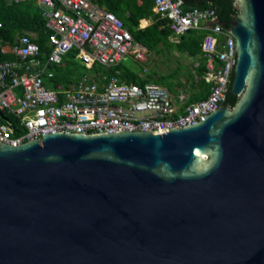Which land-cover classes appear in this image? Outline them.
I'll use <instances>...</instances> for the list:
<instances>
[{"label":"water","instance_id":"water-1","mask_svg":"<svg viewBox=\"0 0 264 264\" xmlns=\"http://www.w3.org/2000/svg\"><path fill=\"white\" fill-rule=\"evenodd\" d=\"M233 6L202 120L0 142V264H264V0Z\"/></svg>","mask_w":264,"mask_h":264},{"label":"built area","instance_id":"built-area-1","mask_svg":"<svg viewBox=\"0 0 264 264\" xmlns=\"http://www.w3.org/2000/svg\"><path fill=\"white\" fill-rule=\"evenodd\" d=\"M33 1L45 21L49 51L41 61L38 45L29 35L10 43L0 37V53L13 57L0 60V111L10 117L0 116V142L15 146L53 132L160 133L163 128L202 120L225 99L236 59L235 43L219 24L212 5L184 7L183 0L152 3L154 14L165 20L174 42L189 30L205 31L200 53L209 91L188 102L185 95L174 98L164 86L148 80L145 67L134 71L142 79L139 82L120 78L118 65L142 62L149 52L133 40L113 13L92 0ZM72 49L85 72L73 82L51 81L49 66L58 65ZM101 68L114 72L108 74Z\"/></svg>","mask_w":264,"mask_h":264},{"label":"trees","instance_id":"trees-1","mask_svg":"<svg viewBox=\"0 0 264 264\" xmlns=\"http://www.w3.org/2000/svg\"><path fill=\"white\" fill-rule=\"evenodd\" d=\"M105 10L113 13L119 18L129 30L133 40L144 45L148 50L152 51L158 46L163 48H174L177 51L185 52L190 58L191 69H185L182 82L178 78V69L172 72L155 76L147 73V79L158 81L164 86L171 95H177L179 91H187L185 85L191 90L188 92V102L196 101L207 95L209 84L203 79L205 73L204 59L200 53V42L205 34L204 30H189L181 35L177 43L168 40L171 34L165 20L158 18L152 11L153 0H92ZM184 7H205L212 5L217 14V20L223 29L227 28L231 16L236 13L233 6L234 0H183ZM150 17L153 22L147 26L139 27V21L143 18ZM142 24L144 22H141ZM47 29L45 21L33 0L25 2H13L11 0H0V37L7 43L12 42L18 36L32 33V40L38 45L40 54L39 59L43 61L46 53L49 51L47 45ZM75 49L68 51L58 65H50L53 71L51 81L73 82L77 80L84 72L85 68L81 66L75 59ZM12 55L0 53V60H10ZM96 69V66H94ZM120 78L128 81H141L137 74H134L118 65ZM102 72L112 74L114 69L101 68ZM232 79V73H231ZM229 94L226 93L225 98ZM1 118L9 116L0 111ZM15 131H19L15 127Z\"/></svg>","mask_w":264,"mask_h":264},{"label":"rangeland","instance_id":"rangeland-1","mask_svg":"<svg viewBox=\"0 0 264 264\" xmlns=\"http://www.w3.org/2000/svg\"><path fill=\"white\" fill-rule=\"evenodd\" d=\"M29 34L33 36L32 33ZM190 61L191 58L186 53L172 48L167 49L162 47V49H160V47H157L150 52V54L145 58L144 61H142V63H140V65H136V68L139 69L140 66L145 67L149 73L159 76L172 72L179 67L177 73L178 78L184 82L185 77H183V72L185 69H191ZM152 82L160 85L158 81ZM185 88L187 91L179 92H182V94H188L191 88H189L187 85H185Z\"/></svg>","mask_w":264,"mask_h":264},{"label":"crops","instance_id":"crops-1","mask_svg":"<svg viewBox=\"0 0 264 264\" xmlns=\"http://www.w3.org/2000/svg\"><path fill=\"white\" fill-rule=\"evenodd\" d=\"M152 9V8H151ZM153 11V10H152ZM154 13V12H153ZM141 22H144L143 24L141 23ZM153 22V20L150 18V17H148V18H143V19H141L140 21H139V27H144V26H147V25H149V24H151ZM168 40L169 41H171V42H173V43H177V42H174L173 41V38L171 37V34L168 36ZM135 41V40H134ZM136 43H138L139 45H142V44H140L139 42H137L136 41ZM144 46V45H143ZM145 47V46H144ZM158 47H160V49H162V47L161 46H158ZM146 48V47H145ZM147 49V48H146ZM167 49H171V48H167ZM172 49H174V48H172ZM148 50V49H147ZM148 52H149V54H150V50H148ZM183 53H185V52H183ZM140 63H142V62H129L128 61V63L126 64V65H123V67L124 68H126L127 70H129L130 72H132V73H134V74H137V73H135L134 71H136V72H138V70L139 69H137L136 68V65L138 66V65H140ZM142 66H140L139 68H141ZM130 68H132V69H130ZM132 70V71H131ZM147 73H148V71H147ZM181 80V79H180ZM179 94H182V92H178ZM179 94H177V95H171L172 97H174V98H176ZM183 95H185L186 97H187V101H188V94H183Z\"/></svg>","mask_w":264,"mask_h":264},{"label":"bare ground","instance_id":"bare-ground-1","mask_svg":"<svg viewBox=\"0 0 264 264\" xmlns=\"http://www.w3.org/2000/svg\"><path fill=\"white\" fill-rule=\"evenodd\" d=\"M27 35H29V37L31 38V40H32V35L31 34H29V33H27Z\"/></svg>","mask_w":264,"mask_h":264}]
</instances>
